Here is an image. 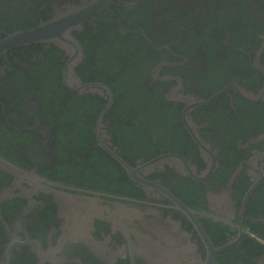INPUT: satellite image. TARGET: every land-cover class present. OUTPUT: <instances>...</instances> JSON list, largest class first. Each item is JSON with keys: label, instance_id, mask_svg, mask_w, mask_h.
I'll use <instances>...</instances> for the list:
<instances>
[{"label": "flooded vegetation", "instance_id": "flooded-vegetation-1", "mask_svg": "<svg viewBox=\"0 0 264 264\" xmlns=\"http://www.w3.org/2000/svg\"><path fill=\"white\" fill-rule=\"evenodd\" d=\"M96 1L0 0V42ZM103 5L0 56V264H264V0Z\"/></svg>", "mask_w": 264, "mask_h": 264}, {"label": "water", "instance_id": "water-1", "mask_svg": "<svg viewBox=\"0 0 264 264\" xmlns=\"http://www.w3.org/2000/svg\"><path fill=\"white\" fill-rule=\"evenodd\" d=\"M105 0H98L96 2H92V5L88 8L81 9L77 12H72L70 14L64 15L60 18L54 19L52 21L45 22L36 28H32L29 30L18 31L12 33L5 37L0 42V56L5 53L8 49L27 45L30 43L35 42H52L56 46L62 49H69L72 46V42L68 40L69 29L71 26L79 25L83 20L90 17L92 14L100 10L104 7ZM123 6H134L135 4L130 3H122ZM92 85V84H91ZM96 86L100 87L102 85L95 84ZM107 91L109 92V101L105 109H108L112 104V94L110 90L106 87ZM104 109V110H105ZM122 166L127 170L128 176L132 179L137 181L138 183L144 185H152L150 182L140 178L136 174V169L131 168L121 159H119L114 153L110 152ZM179 202V201H178ZM206 264H213L211 255L207 259Z\"/></svg>", "mask_w": 264, "mask_h": 264}, {"label": "trees", "instance_id": "trees-1", "mask_svg": "<svg viewBox=\"0 0 264 264\" xmlns=\"http://www.w3.org/2000/svg\"><path fill=\"white\" fill-rule=\"evenodd\" d=\"M123 104H124V101H122V99L121 98H117V101H116V104H115V106H117V110H119V107L118 106H123ZM126 121H128L129 122V113L127 114V117H126Z\"/></svg>", "mask_w": 264, "mask_h": 264}]
</instances>
